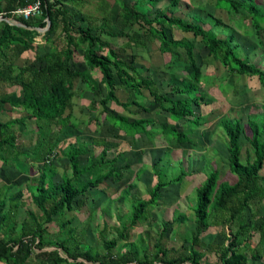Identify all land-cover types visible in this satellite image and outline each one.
<instances>
[{
	"label": "trees",
	"instance_id": "trees-1",
	"mask_svg": "<svg viewBox=\"0 0 264 264\" xmlns=\"http://www.w3.org/2000/svg\"><path fill=\"white\" fill-rule=\"evenodd\" d=\"M75 1L79 0H40V15L23 19L13 12L35 0H0V112L5 106L20 111L19 117L6 122L0 116V166L14 169L22 176H28L31 167L41 166L37 176L27 177L29 196L38 211L37 214L29 212L27 220H16L18 210L26 205L23 192L17 190L6 196V191L12 189L10 180L0 188V264H264V214L257 208V204L264 206V124L250 118L246 125L239 119L226 117L219 121L227 138L229 170L237 180L229 185L220 183L219 171L208 174L197 191L195 231L190 239H185L189 245L182 243L177 250L162 247L161 240L168 231L166 225L153 252L140 251L136 246L115 255L113 249L117 241L111 240L104 241L105 253L100 254L82 244V235L74 234L75 230L70 227L72 219L65 215L87 207L90 191L99 190L102 185L112 188L126 179V173L133 166L126 162L125 152L116 151L117 147L148 136V128L158 124L150 118L136 119L122 114L126 110L131 115L144 112L159 116L158 126L167 145L195 147L187 129L195 130L207 123L208 115L202 114V106L209 105L200 88L204 76L194 51L197 40L206 49L208 57L229 74L256 77L264 87V70L249 62L236 40L235 30L220 19L212 20L215 27L224 28L223 38L217 36L213 26L206 29L208 23L199 16H193L191 21L176 16L173 10L178 7L177 0H170L166 10L155 8L157 0H136L135 4L113 0V6L119 7L117 17L112 18L113 6L105 4L99 5L102 14L97 20L75 9L72 4ZM214 10L225 12L228 20L237 16L241 24L247 21L257 36L264 30V9L256 0H214ZM9 20L23 27L8 24ZM48 23L42 34L36 30L46 28ZM129 28H134L133 33L126 32ZM174 30L189 34L192 39L175 38ZM40 35L48 49L44 53L35 44ZM116 39L126 40L123 47H113L110 40ZM145 40L156 41L160 55L167 54L170 59L184 63L185 77L179 84H167V89L164 87L160 92L156 81L141 71L139 66L144 63L134 53L146 47ZM128 50L131 51L129 56L125 54ZM79 54L83 64L77 61ZM261 57L264 58V53ZM170 64H165L164 68L168 70ZM90 72L99 75V82L92 79ZM117 82L119 89L126 93L125 101H120L116 95ZM78 84L84 89L79 91ZM102 87L105 94L100 97ZM144 91L151 98L153 110L142 102L147 99ZM83 97L89 99L91 112L103 116L102 121L108 125L111 138L120 140L117 141L119 144L113 145L102 136L90 143L81 142L76 136L73 143L61 149L60 145L65 141L59 137L65 128L78 126L71 111L77 104L75 100ZM111 104L120 107L122 112L112 109ZM195 110L201 111L195 115ZM92 122L96 123V132L100 127L103 130L97 117ZM180 122H183L182 130L177 127ZM15 125L27 129L32 143L29 148L20 145L19 138L23 134L12 131ZM245 128L250 131L249 136H246ZM242 136L252 151V157L245 163L241 160ZM92 147L99 148L97 156ZM109 148L114 156L108 154ZM58 154L68 166L59 176L55 165ZM81 157H85V163L81 162ZM156 170H153L156 183L149 190L147 200L139 197L134 183L121 189L113 187L121 191L118 201H128L131 205L128 223H122L118 231L119 239L129 241L130 231L148 220L149 210L157 206L163 189L180 183L184 177L182 173L164 179L165 172ZM56 177H59L58 181ZM249 210L250 220L246 218ZM226 215L227 219L220 222L219 235L227 244L222 242L212 250L217 255V262L205 261L204 254L196 249L203 245L200 236L210 227L211 218ZM173 221L182 223L186 218L181 214ZM54 223L63 237L59 241H45L50 235L47 227ZM233 224L236 227L228 236L224 228H233ZM253 231L260 234V240L251 248ZM46 247L55 249L44 251ZM205 248L211 250L212 246Z\"/></svg>",
	"mask_w": 264,
	"mask_h": 264
},
{
	"label": "rangeland",
	"instance_id": "rangeland-1",
	"mask_svg": "<svg viewBox=\"0 0 264 264\" xmlns=\"http://www.w3.org/2000/svg\"><path fill=\"white\" fill-rule=\"evenodd\" d=\"M100 0H87L86 4L81 10L85 15H88L90 19H99L100 13H98V2ZM104 1V0H103ZM109 5H112L113 0ZM105 1V2H106ZM129 1L131 4H135L136 0H124ZM179 2L178 7L173 10L176 16L188 19L193 16H199L208 24L205 26L209 29L213 26V31L218 37H224V28L220 26L215 27L212 19H220L225 24H230L231 28L235 30L236 40L240 44L243 54L248 58L249 62L256 65L258 68L264 70V58L261 55L264 53V30H262L257 36L251 27V25L244 21L240 23V19L237 16H232L229 20L227 15L223 11L214 10V0H177ZM241 1V0H239ZM264 9V0H256ZM170 0H157L155 8L166 10ZM113 6V5H112ZM119 7L114 5L111 9L112 18L115 19ZM240 13H243L241 11ZM134 28L126 29L129 34L133 33ZM169 33V31L167 30ZM175 38H181L182 36L192 39L191 35L182 34L179 31H173ZM36 39L35 44L39 47L41 53L47 52V46L44 43ZM104 39L109 40L108 37ZM40 41V42H39ZM113 47L121 48L125 44V39L110 40ZM146 47L143 49H137L135 55L138 56L144 65L138 66L143 73L149 74L157 83L160 92H163V88L167 84L177 85L185 77L183 72V62L170 59L169 55H160L158 52V43L156 41L147 42L145 40ZM195 56L200 70L204 76L201 82V90L206 95V101L209 102L208 106H202V114L208 115L207 123L203 126L193 130L191 127L187 129L189 131V139L194 140L195 147L192 145H167L164 136L161 134L159 124V116L153 114H146L144 112H133L131 115L129 110H126L122 114H127L131 118H150L157 121V125L153 124L151 128H148L149 135L141 136L138 140H132V142L121 143L116 151L125 152L124 157L126 162L133 166V168L127 172L128 175L119 185L113 186L116 189L126 187L129 183L136 184V190L141 199L147 200L149 198V190L155 185L156 177L154 175V169L156 171L165 172L164 179L175 178L179 174L184 175L182 181L178 184L169 186L163 189L161 196L158 200L156 207L149 210L148 220L135 226L129 233V241H124L118 238V231L122 228V223H128V217L130 216L131 205L128 201L120 203L118 201L121 191H116L113 187L108 188L105 185L101 186L99 190H92L89 192V200L87 207L81 210L75 209L73 212L67 213L65 218L72 219L70 225L75 230V235L81 237L82 244L92 247L96 252L103 254L104 241H117L116 246L113 249L115 255H119L131 249L132 247H138L141 250H147L153 252L155 250L154 244L158 241L160 232L164 226H167V232L165 237L161 240L162 247L166 249L172 248L173 250L180 249L182 243L186 246L189 243H185V239H190V236L194 233L195 229V213L194 210L197 204V191L204 184L206 177L212 171H219V181L226 182L229 185H233L236 182V176L231 174L228 164L227 154V138L225 133L219 127V121L222 118H229L231 120L239 119L243 125H246L247 120L250 118L255 120L259 124H264V87L260 85L256 77L239 76L237 74H229L228 71L223 68L218 62H214L208 57L206 49H204L201 43L197 40L195 42ZM126 55H130L131 51H126ZM79 64H83L82 56L79 54L76 56ZM171 62V68L168 70L164 68L165 64ZM144 67V68H143ZM147 69V71H146ZM149 71V72H148ZM91 77L96 82H99V75L96 72L91 73ZM208 78V79H206ZM117 82L116 95L120 101H125L126 93L119 89ZM77 89L83 90L82 84L77 85ZM167 89V87H166ZM79 90V91H80ZM144 96L148 99H142L150 109L153 107L151 98L147 92L144 91ZM90 94V93H89ZM105 90L101 88V96H104ZM77 101L71 113L76 119L77 128L66 127L61 140L65 141V144H61V149H64L68 143H73L76 136L80 137V141L90 143L93 139L99 137H106L109 143L116 145L118 143L114 138H111L109 127L103 123V116L97 112H91L88 109L89 99L83 97ZM112 109L117 112H122V109L115 104H111ZM135 111L134 108H130ZM153 110V108L151 109ZM201 110H195L197 115ZM94 117L100 120L98 123L103 124V130L100 127L99 132H96V123L92 120ZM177 127L184 129L183 122L177 124ZM108 130H107V129ZM191 128V129H190ZM13 132L20 135V145L23 148H29L31 146V140L27 136V129L22 125H15ZM246 136L250 135V131L247 128L244 129ZM191 132V133H190ZM125 140V139H124ZM116 142V143H115ZM119 144V143H118ZM110 145V144H109ZM241 160L243 163L252 157L251 150L244 136L241 137ZM95 146V145H94ZM95 148V147H94ZM92 152L95 156L98 155L99 148L94 149ZM131 148V149H130ZM108 154L114 156L113 150L109 148ZM23 159V158H21ZM64 160L60 154L57 155L55 165L58 167V176L61 172L68 168L64 165ZM82 163H85V157L80 158ZM155 167V168H154ZM41 166L36 165L30 168L28 174L29 178L38 175V169ZM139 170H142L140 173ZM264 175V168L262 170ZM28 176L20 175L14 169L6 168V183L10 180L12 189L6 191V196L11 195L17 190L23 192V200L25 207L18 210L16 220L22 222L28 219V213H38L35 206L32 204L29 191L27 189ZM167 176V177H166ZM56 181L59 177L55 178ZM256 206L253 207L255 209ZM257 208L261 214H264L263 204H257ZM183 214L186 221L182 223H174L173 219ZM228 215L218 216L211 218L210 227L200 236L202 241V247H197L204 254L205 261L211 263L217 262V255L214 253V248L220 244H227V241H223L219 235L221 230L220 222L225 221ZM246 218L251 219V211H247ZM257 221V220H256ZM235 223V222H234ZM236 224H233V228L226 226L225 232L229 236L232 235V231ZM20 226L17 227V230ZM48 235L45 241L57 240L59 241L63 235L58 232L57 224H50L47 227ZM251 235V248H254L259 240L260 234L257 231H253ZM127 243V244H126ZM206 245L212 246L211 250L206 249ZM54 247H46L44 251H52ZM38 252V251H36ZM60 255L65 257L61 250Z\"/></svg>",
	"mask_w": 264,
	"mask_h": 264
},
{
	"label": "crops",
	"instance_id": "crops-1",
	"mask_svg": "<svg viewBox=\"0 0 264 264\" xmlns=\"http://www.w3.org/2000/svg\"><path fill=\"white\" fill-rule=\"evenodd\" d=\"M106 0H100L99 2H98V8H97V11H98V13H100V16L98 17L99 19L101 18V14H102V12H101V10H99V5H105V4H107V5H109V3H110V1H106ZM79 2V3H78ZM73 4V6H75V9H77L80 13H82V14H84L81 10L83 9V7L86 5V4H88V2H87V0H79V1H75L74 3H72ZM114 4V2L112 3V5ZM112 5H110V7H112ZM70 6H71V4H70ZM85 15V14H84ZM88 16V15H87ZM0 21H2V18L0 17ZM10 21V20H9ZM12 22H14V21H12ZM41 33V32H40ZM43 33V32H42ZM41 33V34H42ZM37 38H40L39 40L41 41V42H43V40H42V36L40 35L39 37H37ZM36 38V39H37ZM36 39H35V42H36ZM39 41V42H40ZM44 43V42H43ZM4 90L6 91V87L4 88ZM1 113V117H2V121L3 122H6L7 120H11V119H14V118H16V117H19L20 116V111H19V109L18 110H16V109H11L10 107H4L3 108V111H1L0 112ZM5 179H6V166L5 165H2V166H0V188H2V187H4L5 185H6V181H5Z\"/></svg>",
	"mask_w": 264,
	"mask_h": 264
},
{
	"label": "built area",
	"instance_id": "built-area-1",
	"mask_svg": "<svg viewBox=\"0 0 264 264\" xmlns=\"http://www.w3.org/2000/svg\"><path fill=\"white\" fill-rule=\"evenodd\" d=\"M40 13H41L40 0H35L33 4L14 11L13 15L17 17H22L23 19H29L31 17L40 15Z\"/></svg>",
	"mask_w": 264,
	"mask_h": 264
},
{
	"label": "water",
	"instance_id": "water-1",
	"mask_svg": "<svg viewBox=\"0 0 264 264\" xmlns=\"http://www.w3.org/2000/svg\"><path fill=\"white\" fill-rule=\"evenodd\" d=\"M7 23L8 24H10V25H16V26H19V27H23V25L22 24H20V23H17V22H12V21H7ZM48 26H49V23H48V25H47V27L46 28H44V29H36L38 32H44L47 28H48Z\"/></svg>",
	"mask_w": 264,
	"mask_h": 264
}]
</instances>
